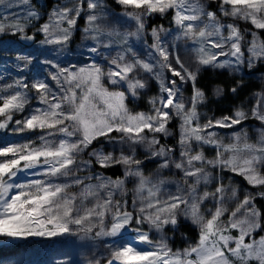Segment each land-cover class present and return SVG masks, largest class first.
<instances>
[{
	"label": "snow or ice",
	"instance_id": "6c2138e0",
	"mask_svg": "<svg viewBox=\"0 0 264 264\" xmlns=\"http://www.w3.org/2000/svg\"><path fill=\"white\" fill-rule=\"evenodd\" d=\"M0 132V264H264V0H0Z\"/></svg>",
	"mask_w": 264,
	"mask_h": 264
},
{
	"label": "rangeland",
	"instance_id": "374dc122",
	"mask_svg": "<svg viewBox=\"0 0 264 264\" xmlns=\"http://www.w3.org/2000/svg\"><path fill=\"white\" fill-rule=\"evenodd\" d=\"M41 2L43 3L44 0H41ZM53 2H55V0H53ZM81 23H83V22L81 21ZM216 80H217V78L214 76L213 73L207 72L204 74L202 83L210 85L211 83H213ZM249 86L251 89H259L261 87V84L258 81H251ZM225 104H226V102H221V105H211V107L216 112V114L219 115V108L224 106ZM4 138H5L4 133L0 132V139H4ZM7 138L8 139H15V137H12L11 135H9ZM32 258L37 259V258H42V256L37 257L35 255H32Z\"/></svg>",
	"mask_w": 264,
	"mask_h": 264
},
{
	"label": "trees",
	"instance_id": "16d2710c",
	"mask_svg": "<svg viewBox=\"0 0 264 264\" xmlns=\"http://www.w3.org/2000/svg\"><path fill=\"white\" fill-rule=\"evenodd\" d=\"M157 23H159L160 21H156ZM166 23V22H165Z\"/></svg>",
	"mask_w": 264,
	"mask_h": 264
}]
</instances>
